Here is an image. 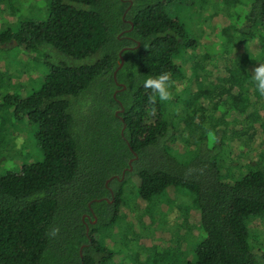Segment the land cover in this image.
Returning a JSON list of instances; mask_svg holds the SVG:
<instances>
[{
	"label": "trees",
	"instance_id": "16d2710c",
	"mask_svg": "<svg viewBox=\"0 0 264 264\" xmlns=\"http://www.w3.org/2000/svg\"><path fill=\"white\" fill-rule=\"evenodd\" d=\"M247 1L245 24L233 35L225 30L224 47L258 39L264 63V0ZM180 2L49 0L43 21L0 30L1 50L39 53L46 67L39 88L14 101L15 117L36 128L43 159L0 177V264H113L105 232L130 213L123 202L130 176L139 179L147 214L169 188L192 196L205 238L188 264H264L249 244L251 221L264 216V152L262 162L239 173L225 159L230 129L249 141L262 136L264 149L251 74L259 63L227 60L208 86L195 65L197 90L187 91L184 116L168 115L159 102L154 115L148 111L151 91L142 82L163 71L182 79L177 60L194 45L169 14ZM22 4L0 0V18L4 11L16 16ZM4 77L1 90L8 88ZM208 110L217 122L209 128ZM91 213L93 221L84 219Z\"/></svg>",
	"mask_w": 264,
	"mask_h": 264
},
{
	"label": "rangeland",
	"instance_id": "374dc122",
	"mask_svg": "<svg viewBox=\"0 0 264 264\" xmlns=\"http://www.w3.org/2000/svg\"><path fill=\"white\" fill-rule=\"evenodd\" d=\"M248 3L247 0H181L178 5L169 8V14L179 21L186 37L194 45L186 50L187 54L183 58L177 60L184 69V77L175 81L171 89L173 99L165 103L168 115H185L187 104L184 98L187 91L197 90L198 81L192 74L195 65L202 70L200 75L208 86L223 74L227 60L232 64L239 59L250 58L256 64L262 63L259 52L256 53L258 39L249 40L245 45L240 43L231 49L224 47L225 30L228 29L233 35L236 34L234 28L239 29L245 24ZM22 9L16 16L9 15L8 11L2 12L0 30L17 29L20 22L26 20L43 21L48 14L49 0H23ZM16 46L8 45V49L1 50L0 45V73H4V85L8 86L0 89V177L8 172H18L24 166L43 159L36 139V128L31 127L26 119L15 117L14 101L39 88L46 67L43 62L39 63V53L29 54L25 50L13 48ZM10 76L13 82L11 80L9 83ZM253 99L256 100L254 106L261 116V122H264V96ZM208 111L207 128L217 123L210 118L212 110ZM235 124L238 123L232 125ZM262 140L261 136L249 141L246 136H236L235 129L228 130L226 149L229 157L225 158L226 167L231 166L239 173L248 166L262 162ZM179 143L188 150L184 142ZM123 202L130 213L121 216L114 231L105 232L107 236L110 233L106 241L114 253L111 263L188 264L195 260L196 248L204 240L205 233L200 224V212L193 205L191 195L182 189L169 188L165 196L154 202L153 209L147 214L148 205L139 196V179L130 176L124 186ZM249 244L262 257L264 216L251 221ZM174 247L176 253L170 255L169 250Z\"/></svg>",
	"mask_w": 264,
	"mask_h": 264
},
{
	"label": "clouds",
	"instance_id": "9594fccd",
	"mask_svg": "<svg viewBox=\"0 0 264 264\" xmlns=\"http://www.w3.org/2000/svg\"><path fill=\"white\" fill-rule=\"evenodd\" d=\"M252 81L255 82L256 90L261 96H264V63H260L254 69L251 70ZM175 85V81L172 79V73L170 71H163L157 76H148L143 82L142 86L145 89L151 91L149 95L148 103L151 106L149 108V114L154 115L156 113V104L166 103L173 99V92L171 89ZM18 147L19 142H18ZM59 229L53 230V235L58 234Z\"/></svg>",
	"mask_w": 264,
	"mask_h": 264
},
{
	"label": "water",
	"instance_id": "95a60500",
	"mask_svg": "<svg viewBox=\"0 0 264 264\" xmlns=\"http://www.w3.org/2000/svg\"><path fill=\"white\" fill-rule=\"evenodd\" d=\"M127 49H129V48H125V49H123L122 50V52L120 53V56H121V64H120V66H119V68L115 71V73H114V78H115V81L118 83V71L123 67V65H124V63H125V59L123 58V52L124 51H126ZM119 85H121V84H119ZM123 88H125V87H123ZM115 96V95H114ZM133 162H134V159H132L131 161H130V166H129V171H132L133 170ZM126 172L127 171H124V173H123V176H122V178H120V180L121 181H123L124 179H125V175H126ZM117 178L119 179V176H117ZM109 182H110V180H108L107 181V184H109ZM106 201H109L107 198L105 199ZM98 201H102V200H98ZM87 216H84V219L86 218ZM97 222V218H95V220H94V222L93 223H96ZM89 230H90V228H89V226L87 225V232L89 233ZM81 256L83 257V248H81Z\"/></svg>",
	"mask_w": 264,
	"mask_h": 264
},
{
	"label": "flooded vegetation",
	"instance_id": "af4514ba",
	"mask_svg": "<svg viewBox=\"0 0 264 264\" xmlns=\"http://www.w3.org/2000/svg\"><path fill=\"white\" fill-rule=\"evenodd\" d=\"M120 111H121V110H120ZM92 213H94V212H92ZM92 213H91L90 215H86V216H87L86 219L89 220L90 222L93 221V219H94V216H93ZM88 216H89L90 218H89Z\"/></svg>",
	"mask_w": 264,
	"mask_h": 264
}]
</instances>
